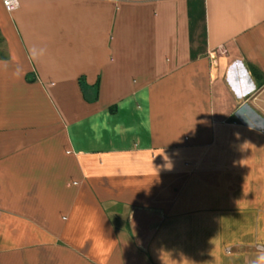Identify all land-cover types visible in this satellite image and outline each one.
Instances as JSON below:
<instances>
[{"label": "crops", "instance_id": "crops-1", "mask_svg": "<svg viewBox=\"0 0 264 264\" xmlns=\"http://www.w3.org/2000/svg\"><path fill=\"white\" fill-rule=\"evenodd\" d=\"M0 264H264V0H0Z\"/></svg>", "mask_w": 264, "mask_h": 264}, {"label": "built area", "instance_id": "built-area-1", "mask_svg": "<svg viewBox=\"0 0 264 264\" xmlns=\"http://www.w3.org/2000/svg\"><path fill=\"white\" fill-rule=\"evenodd\" d=\"M1 2L8 12H12L18 7V0H1Z\"/></svg>", "mask_w": 264, "mask_h": 264}, {"label": "trees", "instance_id": "trees-1", "mask_svg": "<svg viewBox=\"0 0 264 264\" xmlns=\"http://www.w3.org/2000/svg\"><path fill=\"white\" fill-rule=\"evenodd\" d=\"M1 57V56H0Z\"/></svg>", "mask_w": 264, "mask_h": 264}]
</instances>
